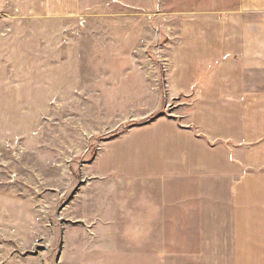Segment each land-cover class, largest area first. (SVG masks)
I'll use <instances>...</instances> for the list:
<instances>
[{
	"label": "rangeland",
	"instance_id": "obj_1",
	"mask_svg": "<svg viewBox=\"0 0 264 264\" xmlns=\"http://www.w3.org/2000/svg\"><path fill=\"white\" fill-rule=\"evenodd\" d=\"M238 3L0 0V264L229 263L228 237L214 235L226 212L197 220L191 197L184 237L175 223L167 237L130 236L131 220L151 229L155 215H135L130 181L96 163L133 131L178 119L165 72L182 21ZM136 245L153 261L128 258Z\"/></svg>",
	"mask_w": 264,
	"mask_h": 264
},
{
	"label": "crops",
	"instance_id": "obj_2",
	"mask_svg": "<svg viewBox=\"0 0 264 264\" xmlns=\"http://www.w3.org/2000/svg\"><path fill=\"white\" fill-rule=\"evenodd\" d=\"M168 65V98L180 99L178 119L133 131L96 163L106 178L130 181L135 215H155L146 221L151 229L131 220L128 235L167 237L175 223L184 237L192 197L201 205L197 220L209 211L219 213L214 220L227 213L229 228L214 234L228 237L219 238L229 244L226 264H264V0L185 18ZM141 249L128 258L152 262Z\"/></svg>",
	"mask_w": 264,
	"mask_h": 264
}]
</instances>
